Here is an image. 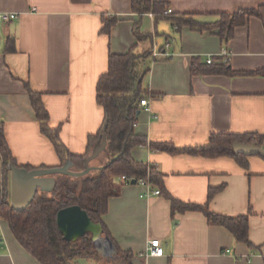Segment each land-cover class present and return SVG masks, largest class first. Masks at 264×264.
I'll return each mask as SVG.
<instances>
[{
    "label": "crops",
    "instance_id": "0c3cea01",
    "mask_svg": "<svg viewBox=\"0 0 264 264\" xmlns=\"http://www.w3.org/2000/svg\"><path fill=\"white\" fill-rule=\"evenodd\" d=\"M174 13L194 14L203 21L212 12L256 7L264 0H164ZM0 11L16 13L0 22V121L16 162L35 167L62 164L52 141L40 130L27 87L39 92L48 111V125L59 127L68 151L82 154L88 137L100 129L104 112L96 101V83L107 69L108 52H126L136 42L133 25L152 40L138 42L139 52L154 42L162 53L148 63L143 86L149 110L139 106L134 131L147 141H170L177 148L207 144L211 133L264 134V28L251 16L237 26L227 43L208 30L176 29L167 20L156 27L153 15L139 16L131 0H0ZM116 16L110 32H101V15ZM8 39L14 49L7 50ZM230 51L236 71L256 74H192V57L206 60ZM154 93L158 96H151ZM134 159L154 165L162 173V193L141 196L145 187L122 184L108 200L102 220L117 254L126 251L143 264H264V157L247 155L243 167L234 158L169 153L138 146ZM103 153L90 164L102 165ZM0 159V191L3 187ZM208 208L226 215H248L247 243L236 241L224 226L210 223L200 211L171 213L172 197L204 203L217 188ZM153 187V186H152ZM153 188H158L157 186ZM10 200V199H9ZM158 238L164 254L145 256L148 241ZM119 250V251H118ZM114 251V250H113ZM143 253V255H141ZM0 264H41L15 238L0 218Z\"/></svg>",
    "mask_w": 264,
    "mask_h": 264
},
{
    "label": "trees",
    "instance_id": "16d2710c",
    "mask_svg": "<svg viewBox=\"0 0 264 264\" xmlns=\"http://www.w3.org/2000/svg\"><path fill=\"white\" fill-rule=\"evenodd\" d=\"M84 1V0H74ZM167 1L164 0H131V9L139 16L146 12L153 15L154 25L160 20H167L176 29L188 26L198 31H212L227 43L233 36L237 26L244 25L251 16L259 18L264 28V3L256 7H245L233 12H212L209 15L214 19L203 21L194 18V14L166 13ZM116 16L101 15V32L109 33L110 28L117 22ZM133 34L136 42L123 53L108 52L107 69L102 73L96 83V101L101 105L106 120V147L103 150L105 161L102 167L93 169L82 176L56 174V184L50 192H37L30 204L22 210H16L10 205V169L9 164L32 169L30 165H20L13 157L4 134V125L0 121V159L3 169V187L0 191V218L7 221L10 230L18 242L28 250L41 264H71L84 250L93 249L92 240L87 234L83 245L77 240L66 241L56 225V212L59 208L72 204L79 205L88 216L100 222L103 234L112 240L110 232L105 226L102 216L107 211L108 200L119 192V187L125 184L121 175L131 178L147 177L151 186H157L162 193V173L146 162L138 161L131 155L132 149L148 145L151 149L162 150L169 153H195L206 157L220 155L234 158L243 167L247 166V155L236 153L233 142L240 141L253 145L264 144V134L258 132L245 133H211L207 144L197 147L177 148L170 141H147L144 135L134 131L137 122L140 98L148 94L143 86V78L148 70V63L157 60L151 48L139 52L138 42L152 40V35L140 29V20L133 25ZM13 40L8 39L7 50H13ZM162 53L163 45L159 48ZM192 74H256L258 71L233 70L229 60L225 61L222 55L211 57V61L192 57L190 62ZM30 102L40 124L41 132L54 144L55 150L62 163L70 160L72 169L82 170L84 157L89 153L92 145L100 138L101 128L95 135L88 137L84 153L75 154L63 145L59 139V127L51 128L48 125V111L44 107L40 93L26 84ZM151 96H158L150 93ZM222 186L210 188L204 203L184 202L172 197L163 191L170 200L171 213L186 210L202 212L210 223L226 227L236 241L252 246L248 239V215H226L214 212L208 208V202L215 192ZM119 251V250H118ZM126 260L130 261L136 256L126 251Z\"/></svg>",
    "mask_w": 264,
    "mask_h": 264
},
{
    "label": "water",
    "instance_id": "95a60500",
    "mask_svg": "<svg viewBox=\"0 0 264 264\" xmlns=\"http://www.w3.org/2000/svg\"><path fill=\"white\" fill-rule=\"evenodd\" d=\"M106 124L105 120L101 128L100 138L92 145L89 153L84 157L82 170L72 169L70 160H66L55 167H35L32 169L9 164L11 207L16 210H22L30 204L37 192L52 191L56 184V174L82 176L93 169L102 167V165H91L90 162L97 158L106 147ZM232 146L236 153L246 155L260 154L264 157V147L261 145L234 141ZM134 183L135 181L132 180V184ZM56 225L66 241H75L90 234L94 246L102 244V242H106L109 245L112 244L108 236L103 234L100 222L92 220L87 212L77 204L59 208L56 212ZM130 264L143 263L139 257H133L130 260Z\"/></svg>",
    "mask_w": 264,
    "mask_h": 264
},
{
    "label": "built area",
    "instance_id": "2783aa9c",
    "mask_svg": "<svg viewBox=\"0 0 264 264\" xmlns=\"http://www.w3.org/2000/svg\"><path fill=\"white\" fill-rule=\"evenodd\" d=\"M171 9L167 8L165 10L166 13L170 12ZM16 13L13 12H8V11H0V22H9L12 19L16 18ZM152 55L153 56H160L161 53L160 50L157 48L156 44L154 42H152ZM230 54L231 51L227 48V47H222L221 51H220V55H222L224 57L225 61H228L230 59ZM207 62L211 61V57L208 56L206 58ZM139 106L144 107L146 110H149V99L148 97H142L139 100ZM264 147V144H263ZM149 165L153 166L152 164L148 163ZM120 179L125 183V184H129L132 183V180L135 181L136 184H140L142 186L145 187L144 192L141 194V196H145V197H149L151 195H158L160 194V190L159 188H153L149 182V178L147 177H139L137 179L135 178H131L125 175H121ZM164 251H163V247L161 245V242L158 238H152L148 241V245H147V249L146 252L144 253L145 256L148 255H155V256H160L163 255ZM143 255V253L141 254Z\"/></svg>",
    "mask_w": 264,
    "mask_h": 264
},
{
    "label": "rangeland",
    "instance_id": "374dc122",
    "mask_svg": "<svg viewBox=\"0 0 264 264\" xmlns=\"http://www.w3.org/2000/svg\"><path fill=\"white\" fill-rule=\"evenodd\" d=\"M91 238V236H89ZM85 237L77 239L80 245H83ZM93 245V243H92ZM113 248V252L110 249ZM121 262L128 263L117 254L113 244L109 245L106 242L103 244L93 245V249L84 250V252L76 257L71 264H121Z\"/></svg>",
    "mask_w": 264,
    "mask_h": 264
},
{
    "label": "bare ground",
    "instance_id": "6f19581e",
    "mask_svg": "<svg viewBox=\"0 0 264 264\" xmlns=\"http://www.w3.org/2000/svg\"><path fill=\"white\" fill-rule=\"evenodd\" d=\"M105 243V242H102V244ZM108 244V243H107ZM110 252H113V248L110 249Z\"/></svg>",
    "mask_w": 264,
    "mask_h": 264
}]
</instances>
